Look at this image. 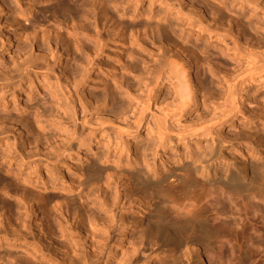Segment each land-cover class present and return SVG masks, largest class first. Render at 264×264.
Returning <instances> with one entry per match:
<instances>
[{"label": "rangeland", "instance_id": "obj_1", "mask_svg": "<svg viewBox=\"0 0 264 264\" xmlns=\"http://www.w3.org/2000/svg\"><path fill=\"white\" fill-rule=\"evenodd\" d=\"M244 1L0 0V210L12 218L8 232L26 241L1 243L0 264H79L83 255L90 264H195L142 229L155 207L179 197L158 185L182 179L186 165L207 184L224 182L244 160L264 164V0ZM179 4L184 14L175 17ZM52 11L58 29L49 27ZM148 47L191 65L188 105L172 101L167 72L156 80ZM25 59L33 65L18 70ZM149 88L148 134L133 141L138 98ZM79 140L89 146L66 159L63 148ZM4 149L20 157L8 162Z\"/></svg>", "mask_w": 264, "mask_h": 264}, {"label": "bare ground", "instance_id": "obj_2", "mask_svg": "<svg viewBox=\"0 0 264 264\" xmlns=\"http://www.w3.org/2000/svg\"><path fill=\"white\" fill-rule=\"evenodd\" d=\"M232 1H239L240 3L244 0ZM66 4L65 1L61 2V6ZM242 4L243 3H241V5ZM181 7V4H179L177 10L174 11L175 17L184 14L183 12H178L182 11ZM51 18L52 21L49 23V27L53 29L60 28L59 24L61 23V19L55 11L51 12ZM159 20H161V18H159ZM159 22L156 24L159 28L167 26L162 25ZM176 24L181 25V31L185 30L184 22ZM189 24L194 26V23ZM57 32L55 33L58 35L59 32ZM172 33L173 30L170 27L169 38L175 42L174 47L177 48L182 56L181 46H184V44L180 38H175ZM6 37L8 44L4 50L6 49L5 53H9L13 47H11V40H9L8 36ZM34 40L35 39H33V41ZM69 44L71 45V43ZM75 44L74 48L77 50ZM152 46L157 50H160L159 48H161L162 45L152 43ZM150 47L147 48L149 54L147 55L148 59L146 60V63H152L155 59H158L157 66L153 69L159 72L156 80L162 77L164 72H167L168 76L174 78L176 81L172 101L178 102L182 107L188 105L194 97L193 79L190 75V63V66L185 65V61L181 58L174 59L166 57L161 59L159 55L153 54V52H156L157 50L155 49L156 51H152V48ZM192 49L194 50L195 47L193 46ZM28 50L31 51V47L28 48ZM3 55L4 54L2 53L1 57ZM28 59L30 60V58ZM163 61L166 62L163 64ZM32 65V62L25 59L17 69L20 71H27V68H30ZM167 67L168 69H166ZM148 69V64H145V73L148 72ZM77 82L78 79L71 77L72 85H76ZM156 85L157 84H155V86ZM154 95V88H149L146 93H144V96L138 98L142 99V106L144 104V108L138 112V117L133 122L135 130L130 133L133 141L134 139H138L143 135L148 134V131L141 130L144 126L142 121L146 118L145 109L149 108ZM129 96L130 97L126 98L128 101L134 99L133 95ZM233 102L235 107H237L238 101L233 99ZM139 141H142V139ZM131 142L130 139L125 141L124 145L126 150L130 148ZM84 146H89V144H83L80 140L76 144L69 143L67 146L68 150L63 148L62 155L66 159L76 157L81 153ZM259 151L261 152L257 151V157L263 158L264 149H259ZM16 154L17 153L12 154L9 150L4 149L1 158L9 162L15 160L14 156H16ZM18 156L20 157V155ZM252 156H254V154ZM79 158L74 161L78 167L82 165L81 159ZM20 160H22V158H20ZM65 162H67V160ZM243 164L244 167H242V169L240 168L241 170H236L237 172L230 173L224 182L215 181L208 182L207 184H200L192 174L194 171L187 165L183 168L185 172L182 179H173L171 176L168 177L169 179H172L168 180L165 185L158 186L163 189H175L181 191V193L178 198L168 200L161 206L155 207L153 210L154 214L148 217L147 224L142 229V235L148 233L151 235L148 238H156V241L161 238L163 243L160 247L164 248L167 252L183 249L186 253L193 254L195 256V264H264V164L252 163L248 166L246 165L245 160L243 161ZM146 166L148 165L146 164ZM246 166L248 167V171ZM80 170L81 168H79V171ZM200 173L203 174L202 172ZM159 207L164 211L167 209L168 212L165 213L164 211L159 210ZM0 219L6 221V229L3 231L0 228V244L2 243L5 244V246H11V244H14L17 240L18 242H26L24 241L25 235H22L20 238L19 236L8 232L12 225V218L8 217L5 211L0 210ZM121 223L122 220H120V227L118 228L120 241L126 234ZM55 250H63V248L62 246H57L55 247ZM30 251L33 255L36 253L41 255V250L34 246ZM66 252L67 250H65L63 254L69 256L70 254H67ZM68 259L69 262L74 261L71 257ZM76 261L79 262V264H90L88 256L86 255H83L80 260ZM147 262L148 261L144 264Z\"/></svg>", "mask_w": 264, "mask_h": 264}]
</instances>
